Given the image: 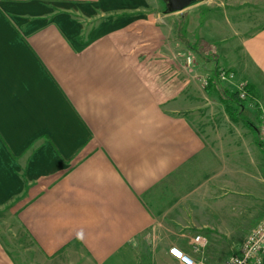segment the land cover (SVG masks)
I'll list each match as a JSON object with an SVG mask.
<instances>
[{
    "label": "crops",
    "instance_id": "0c3cea01",
    "mask_svg": "<svg viewBox=\"0 0 264 264\" xmlns=\"http://www.w3.org/2000/svg\"><path fill=\"white\" fill-rule=\"evenodd\" d=\"M146 1L0 0V264L31 263L9 248V218L37 264H180L172 248L221 264L264 218V0L165 13L181 34L194 10L199 26L221 18L204 65L245 83L257 124L215 139Z\"/></svg>",
    "mask_w": 264,
    "mask_h": 264
},
{
    "label": "rangeland",
    "instance_id": "374dc122",
    "mask_svg": "<svg viewBox=\"0 0 264 264\" xmlns=\"http://www.w3.org/2000/svg\"><path fill=\"white\" fill-rule=\"evenodd\" d=\"M146 2L147 5H149V11L157 14L160 19H162L164 25H168L172 28L175 62L179 63L178 67L181 69V71H187V74H182L183 77L178 79L179 81H187V79L190 81L191 98L194 99L191 104L195 107H199L197 110L199 115V125H197V128L203 137H212L214 139L217 137H245L243 135H246V137H255L252 129L248 130L249 133L246 130V124H248L247 121H253L255 125L257 124L253 115H249L248 113L243 114V109H240L239 112H236L237 121H232L226 114L224 104L220 100V98H222L223 101L225 100L228 102V95L233 91L235 92V84L237 82H233L231 84L220 81L218 78V73L221 70L228 71L230 73L233 72L220 67H215L213 70H211L206 68L204 65L208 60L213 62V56L215 55H209L206 53L207 50H213V48L209 47L211 40L210 37H206L205 31L210 33V35L212 33L214 34L218 28V24L216 22L221 21V18H219L220 16L217 15V13H213L210 15V18H212L211 20L209 18H205L203 21H201L202 23L199 26V14L197 13L198 10H191L193 12L191 14L190 22H187L186 20V27H184L186 32L181 34V31L179 30L182 29L180 16L182 14L176 13L175 15L167 16L165 14L166 2L164 0H147ZM244 18V16L239 14L237 21H244ZM237 32L240 34L242 33L240 29H238ZM194 34H196L198 41L200 42H197L196 47L192 48L190 45L194 40ZM187 43H189V45ZM226 53L229 54L227 51ZM187 57H190L192 60L190 65H187L186 63ZM219 60L221 61V59ZM223 64L226 63L224 62ZM194 74L196 75V78L190 77ZM209 74H212V76L216 75V80L213 82L214 84L212 87L207 89L208 81L211 78ZM204 80L207 81L206 86L203 83ZM249 100L250 99H247L244 102L247 103ZM245 110L247 111V109ZM260 145L262 144L260 143ZM256 146L263 154L261 147L258 145ZM2 217L3 216L0 214V220ZM14 246H19V250L21 247H23L24 250H22L20 253L22 257L26 255V257L29 259V263L31 262L30 264H37V255L32 254V251L34 253V249L31 241L23 233L21 228L16 223L10 221L9 218V248ZM15 259H17V257H15ZM66 262H70V259H67Z\"/></svg>",
    "mask_w": 264,
    "mask_h": 264
},
{
    "label": "built area",
    "instance_id": "2783aa9c",
    "mask_svg": "<svg viewBox=\"0 0 264 264\" xmlns=\"http://www.w3.org/2000/svg\"><path fill=\"white\" fill-rule=\"evenodd\" d=\"M187 65L191 64V58H186ZM220 81L226 83L235 82L233 73L221 70L218 73ZM206 86L207 81H203ZM235 93L240 101H245L250 98L249 91L243 82L235 84ZM258 137L261 144L264 146V112L259 116ZM195 246L204 247L206 241L200 236H196L192 240ZM170 255L179 261L180 264H207L204 261H194L177 248H172L169 251ZM174 253H179L176 255ZM221 264H264V218L254 227V229L247 235L238 251L230 256Z\"/></svg>",
    "mask_w": 264,
    "mask_h": 264
},
{
    "label": "trees",
    "instance_id": "16d2710c",
    "mask_svg": "<svg viewBox=\"0 0 264 264\" xmlns=\"http://www.w3.org/2000/svg\"><path fill=\"white\" fill-rule=\"evenodd\" d=\"M198 1L199 0H192L190 5H193ZM215 80H216V75L211 76V78L208 81L207 89H210L212 87V85L214 84L213 82H215ZM228 97H229L228 102L225 100L223 101L222 98H220V100L224 104L225 112L230 118V120L236 122L237 121L236 112H239V110L244 107L245 102L240 101L235 92L229 93Z\"/></svg>",
    "mask_w": 264,
    "mask_h": 264
},
{
    "label": "water",
    "instance_id": "95a60500",
    "mask_svg": "<svg viewBox=\"0 0 264 264\" xmlns=\"http://www.w3.org/2000/svg\"><path fill=\"white\" fill-rule=\"evenodd\" d=\"M166 2V14L180 12L190 6L192 0H164Z\"/></svg>",
    "mask_w": 264,
    "mask_h": 264
},
{
    "label": "snow or ice",
    "instance_id": "6c2138e0",
    "mask_svg": "<svg viewBox=\"0 0 264 264\" xmlns=\"http://www.w3.org/2000/svg\"><path fill=\"white\" fill-rule=\"evenodd\" d=\"M174 254L179 255V253H174Z\"/></svg>",
    "mask_w": 264,
    "mask_h": 264
}]
</instances>
